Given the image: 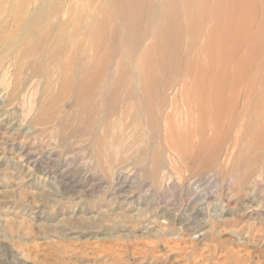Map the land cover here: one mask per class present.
Returning <instances> with one entry per match:
<instances>
[{
  "label": "rangeland",
  "instance_id": "obj_1",
  "mask_svg": "<svg viewBox=\"0 0 264 264\" xmlns=\"http://www.w3.org/2000/svg\"><path fill=\"white\" fill-rule=\"evenodd\" d=\"M19 1L0 0V264H264V169L238 184L219 150L187 170L163 119L173 100L181 110L182 75L159 76L161 102L133 95L150 39H206L201 25L169 30L159 0L135 21L124 0H80L78 14V0Z\"/></svg>",
  "mask_w": 264,
  "mask_h": 264
},
{
  "label": "bare ground",
  "instance_id": "obj_2",
  "mask_svg": "<svg viewBox=\"0 0 264 264\" xmlns=\"http://www.w3.org/2000/svg\"><path fill=\"white\" fill-rule=\"evenodd\" d=\"M78 1L71 6L74 14L80 11ZM124 5L128 12H133L131 20L135 21L137 13H145L141 8L148 1L124 0ZM158 5L164 10L162 16L167 18L169 30L182 26L192 32L201 25L193 33L206 39H171V34L165 39H150L153 50H142L138 58L142 69L139 77L133 76L137 85L132 88L133 95L147 106L161 102L171 86L167 82L158 85L159 76L182 75L181 86L175 90L181 110L172 111L176 108L173 100L170 111L163 116L165 135L172 149L178 156L190 150L195 162L187 170L192 168L195 172L207 168L219 150V155L232 154L229 174L239 184L253 162L260 171L264 169V0H159ZM67 10L68 6L63 11ZM140 20L136 18L137 23ZM208 21L211 23L206 26ZM129 40L126 52L140 51L143 39ZM254 46L258 47L262 62L259 67L252 64L249 54ZM196 53L197 63L202 57L203 62L195 64L193 72L175 69ZM148 55L152 59L146 62ZM251 66L252 75L245 80L246 69ZM148 68L153 73H147ZM158 109L161 115L162 109ZM144 115L158 133L151 108H146ZM233 129L235 134L231 133ZM215 142L221 149L214 147Z\"/></svg>",
  "mask_w": 264,
  "mask_h": 264
}]
</instances>
